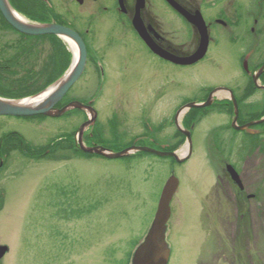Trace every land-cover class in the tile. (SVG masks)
I'll return each instance as SVG.
<instances>
[{"label": "rangeland", "instance_id": "374dc122", "mask_svg": "<svg viewBox=\"0 0 264 264\" xmlns=\"http://www.w3.org/2000/svg\"><path fill=\"white\" fill-rule=\"evenodd\" d=\"M151 7L161 15L167 10L162 0H151ZM106 14L95 32L100 67L88 61L86 73L67 95V100H94L99 111L92 128L97 127L99 135L86 143L119 151L134 145L138 137V145L161 149L173 144L175 152L186 155V137L177 139L176 126L170 119L161 125V117L174 115L180 92L186 96L226 82L233 65L238 66L228 58L236 48L222 42L211 57L195 66L162 69L151 61L134 32L122 28L116 14ZM0 39L3 56L19 51L7 47L17 44L20 35L1 22ZM26 44L23 52L29 57L20 61L18 70L12 66L9 75L23 79L29 69L38 82L43 81L55 54L52 40L32 36ZM72 46L67 40L70 66ZM99 84H105L104 91ZM160 87L167 96L157 106L152 93ZM85 119L84 111L42 120L3 116L0 125L3 133L16 130L32 145L44 146L55 137L77 133ZM146 119L151 120L149 126L141 123ZM228 121L215 109L202 114L192 136L193 153L183 163L153 154L133 153L119 159L84 156L70 149L65 138L39 158L27 156L19 147L2 172L6 196L0 203V246L7 245L9 251L0 264H130L172 174L179 179V188L166 235L169 264H264V149L254 147L246 156L234 155L240 141L245 153L258 136L236 133ZM227 164L238 165L245 195L256 194L244 201L245 207L238 201V187L229 183ZM64 191L73 208L67 218L59 204Z\"/></svg>", "mask_w": 264, "mask_h": 264}, {"label": "flooded vegetation", "instance_id": "af4514ba", "mask_svg": "<svg viewBox=\"0 0 264 264\" xmlns=\"http://www.w3.org/2000/svg\"><path fill=\"white\" fill-rule=\"evenodd\" d=\"M15 1L16 3L18 2L17 5L24 12L36 13V18H38L37 21L56 22L77 31L84 39L89 49L88 61H92L96 69H98L100 65L98 62V52H94V45H96L95 32L97 23L101 21L102 17L107 15L106 13L109 15L116 14L122 28L134 32L137 38L149 51L151 61L162 65V69L168 65H173L178 68V70H183L184 67L195 66L201 61L211 57L212 50L215 47L217 48L219 44L228 42L230 46L236 48L232 56L230 54L228 58L231 60L232 64H235L234 61L238 62V64H236L238 66L234 67L233 65L231 69L232 73L227 77V81L205 87L200 92H195V94L191 92V94L185 96L180 92L175 98L177 105L174 109V115L172 117H161L163 121L161 125L165 126L170 119L176 126L174 132L175 137L177 139L180 137V140H182L185 133L177 127L178 120L181 119V116H184L182 120L183 128L190 131L193 136L196 123L199 121L200 116L215 109L218 111V114L220 113L227 116L229 120L228 127H230V129L232 128L236 133L246 131L247 133L252 132L254 135L258 136L257 140L253 141L252 145L245 153L243 152L245 146L240 141L239 143L241 144L237 149L238 152L234 153V155H239L240 152H242L240 157L246 156L254 147H259V150L264 149V121L262 123L249 125L250 123L264 119V0H174L179 6V9L175 8L168 0H162L167 9L163 15L152 9L151 0H143L140 7L138 0ZM42 11L49 12L51 18L40 20V16L38 15ZM136 18L141 19L151 40L163 50L179 57H187L199 49L203 35V30L199 26V23L203 20L209 40L207 52L201 60L191 65H181L169 61L154 53L144 39L141 38L134 25V19ZM191 18L194 19L196 23L191 22L189 20ZM28 39L30 38H22L20 36L17 44L8 45L7 49L13 47V49L18 50L19 48L18 52L8 54V56H3L5 53L0 52V67L5 68L6 71V69L10 70L13 68L12 66H14V69L18 70V68H20V61H26L25 59L29 57L28 53L24 54L23 52L25 45L27 46L26 42L28 43ZM87 65L83 75L88 69ZM5 73L8 74L7 71ZM98 87L104 91L105 84H99ZM68 94L56 105L57 108H63L69 101L74 100L70 99L67 101ZM152 94L154 104L158 106L160 101H164V98H166L167 90L160 87L158 90L153 89ZM209 100L211 101L209 107L192 108L183 115L180 113V110L190 103H204ZM92 105L95 107L94 103H92ZM79 112H83V110L75 109L59 118L78 116ZM85 116L86 119H88L86 112ZM2 117L3 116L0 115V118ZM15 118L27 119L26 117ZM35 118L42 120L51 117L39 115ZM150 121L151 120L146 119L141 123L149 126ZM1 131H3V128L0 125V203L5 200L6 196L5 187L1 183L3 169L7 166L9 160L12 159L14 153L17 152L19 148L16 142H8V132L3 133ZM10 133L23 135L16 130H12ZM232 135L236 134L234 133ZM92 137H95V133H85V140ZM61 140H64V138H61ZM65 140H67V138H65ZM166 146L170 148L174 147L173 144H166ZM19 151L21 152V156L25 155L22 150ZM50 151L51 149H45L43 151L34 150L32 152H27V156L39 158L44 156L47 152L50 153ZM59 151L60 150H58V152ZM55 152L56 150L53 151V154ZM237 166L234 167L240 174L244 183L243 175ZM229 176V183L231 185H236L239 189L237 195L240 205L245 207L244 201L251 199V197L256 198V194L245 195V193H247L245 186V189L241 188L233 181L231 175ZM59 202L67 204L66 191L59 196ZM245 216V213H241L242 218Z\"/></svg>", "mask_w": 264, "mask_h": 264}, {"label": "water", "instance_id": "95a60500", "mask_svg": "<svg viewBox=\"0 0 264 264\" xmlns=\"http://www.w3.org/2000/svg\"><path fill=\"white\" fill-rule=\"evenodd\" d=\"M168 1L175 8L179 9V6L174 0ZM138 2L140 7L143 0H138ZM0 11L6 21L17 31L33 36H60L65 40L70 41L78 51V58H75L74 53L73 63L67 69V71L41 92L21 98H6L0 96L1 116L29 117L36 115H46L50 117H60L71 109H82L86 110L90 115V118L85 123H83L79 129L78 144L83 152L101 155L109 159L124 158L136 152H147L160 157H173L178 163H183L191 157L193 153L192 135L190 131L184 130L181 127L179 121L177 123L178 127L187 136V152L184 156H180L177 152L163 151L147 146L133 145L124 150L114 152L103 146L86 145L83 138L84 132L97 120V111L95 110V108L92 105H87L79 101H72L63 108L56 107L57 103H59L63 99V97L71 89V87L80 79L85 70L88 58V51L85 41L77 31L65 25H61L55 22L40 23L26 19L13 7L10 0H0ZM189 20L191 22H195V20L192 18ZM134 25L141 38L144 39V41L149 45L154 53L174 63L181 65H190L201 60L207 52L209 40L208 34L205 29L206 26L203 20L201 23H199V26L203 30L200 47L196 52L187 57H179L173 55L158 46L153 40H151L148 31L140 18L134 19ZM210 104V100L204 104L190 103L184 107V110L193 107H205ZM182 110H180V113L182 112ZM263 121L264 119L258 122L250 123L249 125H253L254 123H262ZM226 169L227 172L231 175L233 181L237 183L241 188H243L241 177L234 166L232 164H227ZM178 188L179 179L175 174H172L164 185V188L160 195L154 220L144 241L136 249L132 264H169L171 257V248L166 241V233L168 230V222L172 215L171 204ZM8 251L9 248L7 245H1L0 259H2Z\"/></svg>", "mask_w": 264, "mask_h": 264}, {"label": "trees", "instance_id": "16d2710c", "mask_svg": "<svg viewBox=\"0 0 264 264\" xmlns=\"http://www.w3.org/2000/svg\"><path fill=\"white\" fill-rule=\"evenodd\" d=\"M11 4L14 6V8L25 15L27 18L33 21H37L38 18H36L37 14L33 12H24L19 6L17 5L15 0H10ZM22 10V11H21ZM51 14L49 12H41L38 16H40V20H47L50 19ZM0 22L4 24L6 27L12 29L13 31L17 32L3 17L2 13L0 12ZM21 37H29L32 36L24 35L19 32H17ZM45 38H50L52 40V43L54 45V58H52L51 67L49 68L50 71H48L47 76H45L43 81H39L31 74V71L28 69L29 76L24 77L23 79H16L9 75V72H12L11 69H6L8 74L5 72V68L0 67V95L3 97L8 98H21L26 97L30 95H34L36 93L41 92L44 90L47 86L55 82L58 78H60L66 70L69 68L71 64V52L67 48V44L58 36L55 35H45L41 36ZM5 71V72H4ZM25 80L27 82H25ZM37 85L36 88L32 89L31 87L34 85ZM35 85V86H36ZM34 118V117H32ZM13 136V137H12ZM74 136L75 132L71 135L67 136V141L70 142V149H74L77 153L84 155V156H92L90 154H85L77 148L75 142H74ZM8 142L13 143L16 142L18 144V147L24 150V152H32L34 150H45V149H54L56 148L60 143L61 139L60 137H56L53 139L51 143H49L46 146H34L30 142L26 140V138L23 135H19L16 133H8ZM173 148H168L166 150H172ZM137 154H144L148 155L149 153H137ZM135 154V155H137ZM134 155H132L133 157ZM60 205L63 207L61 210V213L64 215L65 218H67V211L72 208L71 202L67 201V204L60 203ZM60 206V207H61ZM73 210V208H72Z\"/></svg>", "mask_w": 264, "mask_h": 264}, {"label": "bare ground", "instance_id": "6f19581e", "mask_svg": "<svg viewBox=\"0 0 264 264\" xmlns=\"http://www.w3.org/2000/svg\"><path fill=\"white\" fill-rule=\"evenodd\" d=\"M73 50H74V53H75V58H78V51L76 49V47L73 45Z\"/></svg>", "mask_w": 264, "mask_h": 264}]
</instances>
